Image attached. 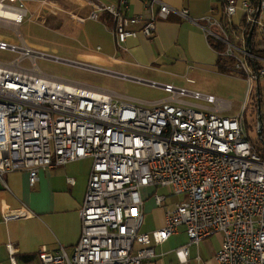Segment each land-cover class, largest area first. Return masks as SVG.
<instances>
[{
	"label": "built area",
	"instance_id": "1",
	"mask_svg": "<svg viewBox=\"0 0 264 264\" xmlns=\"http://www.w3.org/2000/svg\"><path fill=\"white\" fill-rule=\"evenodd\" d=\"M76 1L94 9L92 20L101 14L112 18L116 49H124L129 39L139 36L153 39L159 20L178 14L199 27L208 40L226 45L224 57L235 61V71L251 87L264 79V66L257 71L251 68L249 59L256 60L253 52L245 41L243 47L231 42L222 18L234 25L232 19L243 11L247 25L255 24L264 37V0H257V8L254 0H220L222 16L212 10L199 20L190 16L189 9H173L167 0H139L143 10L138 14L132 12V0H119L116 6ZM41 6L56 9L49 0ZM27 16L22 0H0V28L22 41L16 45L0 39V51L17 56L0 62V180L4 183L7 174L27 172L34 186L41 170L92 161L79 212V243L71 253L63 247L55 253L44 248L38 254L40 261L153 264L158 258L154 245L167 243L185 228L189 242L174 251L176 264H191L190 248H199L216 235L223 237L218 264H264V159L245 132L243 116L211 112L207 105L230 104L173 85L150 82L168 98L135 104L108 90L49 75L38 66L39 59L131 81L34 50L20 33ZM96 52L102 54L103 48ZM68 181L74 184L73 179ZM148 189L152 193L147 200ZM176 196L181 202L169 209L166 203ZM149 201L165 208V226L152 233L144 231ZM7 249L17 264V246L9 243ZM197 261L200 264V258Z\"/></svg>",
	"mask_w": 264,
	"mask_h": 264
},
{
	"label": "crops",
	"instance_id": "2",
	"mask_svg": "<svg viewBox=\"0 0 264 264\" xmlns=\"http://www.w3.org/2000/svg\"><path fill=\"white\" fill-rule=\"evenodd\" d=\"M44 1L47 0L37 2L38 4L36 3L37 5L31 10L26 9L27 18H32L35 23H40L42 26L51 20L50 13L54 10H43L41 3ZM118 2L119 0H115V3L110 6H116ZM166 2L175 10L189 9L193 19L199 20L209 15L212 10H217L222 16L221 7H216L220 0H204L203 4L198 0H167ZM142 10L140 1L132 0V12L138 14ZM105 15V20L100 17L96 22L113 40L112 18ZM239 15L240 17L234 20ZM237 16L232 19V23L240 28L244 12L240 11ZM107 22H110L111 28L107 26ZM86 23L85 20L82 24ZM98 47L103 48L102 54L94 51L92 54L82 55V58L88 62H72L98 67L145 82H153L162 86L173 85L190 91L192 90L189 88L192 87L203 89L202 83L228 78V75L220 72L219 54L212 48L204 32L178 14H172L167 20L159 21L153 39L143 36L129 39L124 49H116L119 51L117 55L111 51V55L107 54V56L104 44ZM111 59L114 61L115 69L94 65V63L89 64L95 62L108 65L113 63ZM116 78L123 80L120 82L123 85L124 79ZM108 91L118 99L135 104L155 103V101L131 99L115 91ZM210 93H204V95L216 97ZM167 98L168 96L161 101ZM207 107L211 112L222 115L230 111L231 104L227 108L222 104L207 105ZM91 171L92 161L82 160L53 170H41L39 180L34 186L30 185L27 172L7 174L4 177L7 187L0 180V264H13L7 249L9 243L17 246L18 252L15 257L17 264H43L38 254L44 248L52 253L57 252L61 247L70 253L73 251L82 234L79 212L85 200ZM69 179H73L74 184H70ZM164 212L163 208L154 205L149 217L151 226L144 231L152 233L163 228L165 226ZM182 234H185L187 239H180ZM188 242V236L184 230L167 243L161 246L154 245L158 258L153 264H176L178 259L174 251L187 245ZM222 243V235H216L204 240L199 248L191 247V264H199L198 258H200V264H218L216 255Z\"/></svg>",
	"mask_w": 264,
	"mask_h": 264
},
{
	"label": "rangeland",
	"instance_id": "3",
	"mask_svg": "<svg viewBox=\"0 0 264 264\" xmlns=\"http://www.w3.org/2000/svg\"><path fill=\"white\" fill-rule=\"evenodd\" d=\"M39 1L41 2L42 0H22V6L25 9L28 8L31 10V8L37 5V2ZM93 1L99 5L105 6H110L115 3V0ZM198 1L203 4L202 1L204 0ZM49 2L53 3L55 8L58 9L51 10L52 13H50V21H47V23L42 26V24L35 23L32 18L28 17L25 19L20 28L21 36L28 46L32 47L36 51H40L48 55L79 62H88L82 58V55L92 54L97 50L99 45L103 44L106 47V55H111V51H114L116 55L118 54L119 51H117L114 47V43L110 35L102 30L98 22L91 19L94 12L93 8L81 4L76 0H49ZM216 5L217 8L221 7L222 12L221 1ZM218 15H220L219 12ZM74 16L79 19H85L87 23L84 25L79 23ZM100 17L102 20H105L106 15L104 14ZM239 17L240 15L234 20ZM159 21L162 22L161 20ZM58 24L59 27H57ZM107 24V26L111 28L110 22H107ZM244 31L245 30H242L240 34L235 33L237 36L233 35L236 41H241L240 47H243L244 41L247 43L248 38L246 39V32ZM0 39H5L8 43L16 45L22 44V41L18 38V36H16L12 31L4 28H0ZM16 58L17 56L15 54L0 51V62H9L15 60ZM225 60L233 65V69L228 74V78L202 83L204 86L203 89L195 87L189 89L202 94H209V92H211L210 94L215 95L221 101L231 104L230 111L223 113L222 115L230 116L239 114L243 116L245 132L249 139L254 143L255 148L259 151L264 145V142L259 134L258 99L256 98L257 82H254L251 87L250 83L246 80V77L235 71L234 60L231 58H226ZM112 62L113 63H109L108 65L95 62H90L89 64L94 63V65L115 69L113 66L114 61ZM37 64L42 71L49 75L86 84L95 88L115 91L125 97L135 100L156 102L161 101L168 96L162 89H154L150 86L137 84L129 80H124L123 85H121L120 82L123 80H120L112 75L102 74L75 66L58 64L42 59H39ZM260 87L263 94L262 117L264 120V79L261 80ZM198 103L201 106L205 105L202 102ZM151 193L152 189L144 191V196L147 200ZM181 200V197H172L170 201L166 203V206H168L169 209H172L176 204L180 203ZM153 207L154 203L149 201L147 204V220L144 230L151 226V224H149V217L151 208ZM163 210H165V208ZM184 230L186 229H180L181 232ZM175 237L176 236L173 238ZM180 239H187L186 235L182 234Z\"/></svg>",
	"mask_w": 264,
	"mask_h": 264
},
{
	"label": "trees",
	"instance_id": "4",
	"mask_svg": "<svg viewBox=\"0 0 264 264\" xmlns=\"http://www.w3.org/2000/svg\"><path fill=\"white\" fill-rule=\"evenodd\" d=\"M255 2V7H258L257 0H254ZM223 18V23L230 34L231 37V42L234 43L237 46H241V41H236L235 33L240 34L242 30H245L246 32V39L249 36V33L252 29V25H247L246 20L243 19L241 22V27L238 28L231 23H229V20L227 18ZM238 31V32H237ZM234 33V34H233ZM237 36V35H235ZM209 43L212 46V48L219 54V60H218V68L222 74L228 75L230 71L233 69V65L228 63L226 57H224V54L227 50V46L223 44L222 42L216 40V39H209ZM252 46H253V56L256 58L255 62L253 63L251 59H249V65L254 71L260 70L264 64L262 62H259L260 60H264V37L261 36L258 33V28L256 27L254 35H253V41H252ZM235 63V61H234ZM261 84V81L259 82ZM256 98L258 99L257 91H256ZM263 94H262V89H261V103L263 104ZM258 102V101H257ZM262 141L264 142V128L262 132ZM259 154L263 157L264 159V145L261 147V150L258 151Z\"/></svg>",
	"mask_w": 264,
	"mask_h": 264
},
{
	"label": "water",
	"instance_id": "5",
	"mask_svg": "<svg viewBox=\"0 0 264 264\" xmlns=\"http://www.w3.org/2000/svg\"><path fill=\"white\" fill-rule=\"evenodd\" d=\"M259 14H260V9L258 11L256 19L258 18ZM255 29H256V25L254 24L252 26V29H251V31L249 33V36H248V39H247V47H248V51L250 53L253 52L252 41H253V35H254V32H255ZM129 79L131 81L138 80V79H133V78H129ZM142 84L150 86L151 83L142 81ZM257 95H258V113H259V120H258L259 134H260V137L262 138V132H263V128H264V120H263V117H262L261 87H260L259 81H257Z\"/></svg>",
	"mask_w": 264,
	"mask_h": 264
}]
</instances>
